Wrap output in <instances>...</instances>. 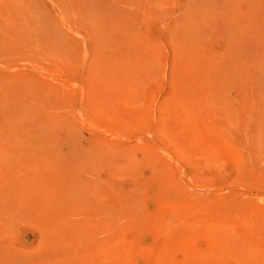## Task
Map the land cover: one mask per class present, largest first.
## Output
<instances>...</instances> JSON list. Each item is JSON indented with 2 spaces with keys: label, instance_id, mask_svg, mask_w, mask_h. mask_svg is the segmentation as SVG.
I'll list each match as a JSON object with an SVG mask.
<instances>
[{
  "label": "rangeland",
  "instance_id": "obj_1",
  "mask_svg": "<svg viewBox=\"0 0 264 264\" xmlns=\"http://www.w3.org/2000/svg\"><path fill=\"white\" fill-rule=\"evenodd\" d=\"M0 124V264H264V0H0Z\"/></svg>",
  "mask_w": 264,
  "mask_h": 264
},
{
  "label": "bare ground",
  "instance_id": "obj_2",
  "mask_svg": "<svg viewBox=\"0 0 264 264\" xmlns=\"http://www.w3.org/2000/svg\"><path fill=\"white\" fill-rule=\"evenodd\" d=\"M188 27V26H187ZM140 48V47H139ZM104 77V76H103ZM135 78V77H134ZM99 81V80H98ZM38 95V94H37ZM35 97V96H34ZM3 105H5V104H3ZM26 106V105H25ZM17 115V114H16ZM15 115V116H16ZM19 117V116H18ZM23 118V117H22ZM19 119V118H18ZM66 120V119H65ZM11 121V120H10ZM12 123V122H11ZM17 124H19V123H17ZM29 124H31V123H29ZM1 125V124H0ZM20 126V125H19ZM66 127V126H65ZM24 128H26V127H24ZM67 128V127H66ZM10 129V128H9ZM42 129V128H41ZM48 130V129H47ZM68 130V129H67ZM12 131V130H11ZM69 132V131H68ZM36 133V132H35ZM57 134V133H56ZM76 134V133H75ZM49 135V134H48ZM58 135V134H57ZM14 137V136H13ZM41 137H42V135H41ZM60 137V136H59ZM78 137V136H77ZM80 137V136H79ZM5 138H6V136H5ZM39 138V137H38ZM44 138V137H43ZM75 138V137H74ZM67 139H68V137H67ZM37 140V139H36ZM35 140V141H36ZM78 140V139H77ZM13 141H14V139H13ZM33 141V140H32ZM45 141V140H44ZM10 142V141H9ZM64 143V142H63ZM1 144V143H0ZM21 144V143H20ZM59 144V143H58ZM61 144V143H60ZM105 146V145H104ZM109 146H110V144H109ZM50 147V146H49ZM71 147V146H70ZM74 147V146H73ZM106 147V146H105ZM12 148H14V147H12ZM44 150V149H43ZM51 150V149H50ZM104 151V150H103ZM73 152V151H72ZM72 155V154H71ZM70 155V156H71ZM104 157V156H103ZM108 157V156H107ZM131 157V156H130ZM142 157V156H141ZM30 158V157H29ZM32 158V157H31ZM111 158V157H110ZM39 159V158H38ZM111 160V159H110ZM133 160V159H132ZM135 160V159H134ZM104 161V160H103ZM106 161V160H105ZM108 161V160H107ZM108 163V162H107ZM117 163V162H116ZM126 163H127V161H126ZM29 166H31V165H29ZM108 166H110V165H108ZM153 167V166H152ZM162 167V166H161ZM7 168V167H6ZM48 168V167H47ZM113 168V167H112ZM136 168V167H135ZM144 168V167H143ZM163 168V167H162ZM41 170V169H40ZM125 170V169H124ZM140 170V169H139ZM153 170V169H152ZM162 170V169H161ZM7 171V170H6ZM17 171V170H16ZM111 171V170H110ZM134 171V170H133ZM8 172V171H7ZM21 172V171H20ZM115 172H117V171H115ZM124 172V171H123ZM142 172V171H141ZM19 173V172H18ZM24 173V172H23ZM125 174V173H124ZM151 174V173H150ZM162 174V173H161ZM169 174V173H168ZM172 174V173H171ZM132 175V174H131ZM134 175V174H133ZM154 176V175H153ZM157 176V175H156ZM173 177V176H172ZM121 178V177H120ZM133 178V177H132ZM142 178V177H141ZM149 178V177H148ZM161 178V177H160ZM153 180V179H152ZM144 181H145V179H144ZM150 181V180H149ZM172 181V180H171ZM174 184V183H173ZM46 186V185H45ZM107 186V185H106ZM29 187V186H28ZM44 187V186H43ZM139 188V187H138ZM27 190V189H26ZM132 190V189H131ZM113 191V190H112ZM116 192V191H115ZM21 193V192H20ZM34 194V193H33ZM148 194V193H147ZM144 197V196H143ZM23 198V197H22ZM135 199V198H134ZM133 199V200H134ZM136 199H137V197H136ZM114 200V199H113ZM188 202V201H187ZM121 203V202H120ZM113 204V203H112ZM169 204V203H168ZM167 204V205H168ZM183 204V203H182ZM170 205V204H169ZM211 205H213V204H211ZM219 205V204H218ZM49 206V205H48ZM174 206V205H173ZM191 206V205H190ZM209 206V205H208ZM53 207V206H52ZM169 207V206H168ZM189 207V206H188ZM173 208H175V207H173ZM184 208H187L186 206H184ZM203 208V207H202ZM219 208H221V207H219ZM168 209V208H167ZM181 209V208H180ZM196 209V208H195ZM201 209V208H200ZM108 210V209H107ZM182 210V209H181ZM190 210V209H189ZM188 210V211H189ZM202 210V209H201ZM144 211V210H143ZM163 211H165V210H163ZM162 211V212H163ZM166 211H168V210H166ZM195 211V210H194ZM204 211V210H203ZM196 212V211H195ZM217 212V211H216ZM168 213V212H167ZM176 213V212H175ZM174 212H172V214L174 215L175 214ZM134 214V213H133ZM178 214V213H177ZM204 214V213H203ZM125 215V214H124ZM179 215V214H178ZM109 217V216H108ZM174 217V216H173ZM180 217V216H179ZM183 217V216H182ZM194 217V216H193ZM201 217V216H200ZM180 219H181V217H180ZM180 219L178 220V221H180ZM195 219V218H194ZM193 219V220H194ZM138 220V219H137ZM203 220V219H202ZM142 221V220H141ZM174 221V220H173ZM197 222V221H196ZM203 222V221H202ZM222 227V226H221ZM260 234V233H259ZM237 236V235H236ZM237 239V238H236Z\"/></svg>",
  "mask_w": 264,
  "mask_h": 264
}]
</instances>
